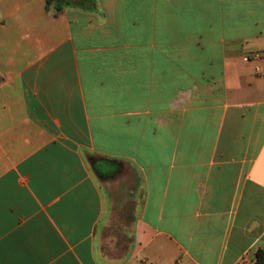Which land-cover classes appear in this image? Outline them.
I'll return each instance as SVG.
<instances>
[{"label": "crops", "instance_id": "1", "mask_svg": "<svg viewBox=\"0 0 264 264\" xmlns=\"http://www.w3.org/2000/svg\"><path fill=\"white\" fill-rule=\"evenodd\" d=\"M258 250L264 0H0V264Z\"/></svg>", "mask_w": 264, "mask_h": 264}, {"label": "trees", "instance_id": "2", "mask_svg": "<svg viewBox=\"0 0 264 264\" xmlns=\"http://www.w3.org/2000/svg\"><path fill=\"white\" fill-rule=\"evenodd\" d=\"M91 0H45V8L52 10L55 14L59 13L67 5H80L85 6ZM254 264H264V250L256 252V261Z\"/></svg>", "mask_w": 264, "mask_h": 264}, {"label": "rangeland", "instance_id": "3", "mask_svg": "<svg viewBox=\"0 0 264 264\" xmlns=\"http://www.w3.org/2000/svg\"><path fill=\"white\" fill-rule=\"evenodd\" d=\"M106 169L109 171V173H111V167H106Z\"/></svg>", "mask_w": 264, "mask_h": 264}]
</instances>
